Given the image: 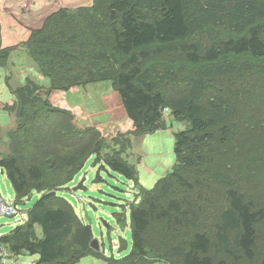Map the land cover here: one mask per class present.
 Here are the masks:
<instances>
[{
	"label": "trees",
	"instance_id": "obj_1",
	"mask_svg": "<svg viewBox=\"0 0 264 264\" xmlns=\"http://www.w3.org/2000/svg\"><path fill=\"white\" fill-rule=\"evenodd\" d=\"M25 46L51 87L27 81L13 91L18 127L0 170L18 206L41 197L0 247L38 256L36 264H257L264 212L241 193L238 175L243 128L255 130L244 118H255L256 98L246 103L243 88L264 68V0H93L50 16ZM11 51L0 49V69ZM101 83H111L129 121L111 143L167 130V112L185 126L172 136L171 171L130 208L131 249L119 260L92 249V227L60 195L93 157L95 184L109 169L139 188L136 166L117 152L103 156L108 140L79 129L60 105Z\"/></svg>",
	"mask_w": 264,
	"mask_h": 264
},
{
	"label": "rangeland",
	"instance_id": "obj_2",
	"mask_svg": "<svg viewBox=\"0 0 264 264\" xmlns=\"http://www.w3.org/2000/svg\"><path fill=\"white\" fill-rule=\"evenodd\" d=\"M62 1L65 2L63 5L68 7L79 5L88 7V4L83 2L84 0H82V3L78 2V5H73L76 4L74 3L75 0ZM7 75V70H0V88L3 89L0 90V125L1 123L4 124L3 128H1L2 132H0V141L1 138L3 139V142H0V159L9 154V135L14 133L18 127L15 97L13 91L11 89L9 91L5 86ZM248 83L250 87L248 89L243 88V91H247L246 103H249L253 97L256 98L254 103L256 105V112L253 120L249 121L247 116L244 119H246L247 124L251 123L255 130L254 133L251 132L249 130L252 129L250 125L248 128H243V155L240 156V159H242L239 164L240 172L238 176L240 179H237L240 183V191L245 198L254 203L257 209L264 212V68L262 66L259 67L258 73L249 79ZM91 87V91H114L111 83H101L92 85ZM117 110L115 109L114 112H117ZM163 121L167 127V131L147 137L143 142L139 138H134L124 148L123 146L119 147L111 143L117 138L118 134H121L118 133L120 132L119 129L110 130V132L97 129L100 131L102 137L108 140L106 143L108 149H105L102 155L105 156L112 152H117L124 161L132 166H136L141 185H139V188H135L132 182L127 181L118 174L112 173L109 169L102 171L100 174L101 180L99 181L101 183L95 184L94 181L99 167H95V157H93L86 163L80 175L81 182L84 181V188L87 192H78L76 197H73L74 193L70 189L66 191L68 193H64L65 198L74 205L77 212L84 217V220L87 223L89 220L92 222L91 227L94 240L99 243L100 253L106 259L115 258L119 260L129 254L132 244L130 208L136 204H131L133 198L135 200L139 199L138 194H140L141 188L151 191L157 182L165 177L175 165V143L172 134L184 130L185 126L175 123L169 112L165 114ZM5 125L8 126L4 128ZM4 142L6 143L4 144ZM127 145L129 146L127 147ZM129 194L130 197H128ZM0 195L7 200L8 195H10V200L15 197L6 174L2 175L1 170ZM39 198V195L34 193L30 199L25 201V207L22 205L19 207V210L23 212L28 211ZM118 214L122 215L125 222H119L117 225L115 215ZM19 218L9 219L0 216V231L6 234L11 232L22 223L17 221ZM121 224L124 225V231L120 229ZM121 239L126 242V251L122 253H120V248L123 250L125 244L121 243ZM256 253L257 264H260L264 259V221L257 228ZM79 264L107 263L95 258H88L82 260Z\"/></svg>",
	"mask_w": 264,
	"mask_h": 264
},
{
	"label": "crops",
	"instance_id": "obj_3",
	"mask_svg": "<svg viewBox=\"0 0 264 264\" xmlns=\"http://www.w3.org/2000/svg\"><path fill=\"white\" fill-rule=\"evenodd\" d=\"M78 2L82 3V0H75L74 3L76 4L73 5H78ZM83 2L88 4V6L93 4V0H84ZM64 3L65 2H61V0H0V49H12L6 62V67L0 69L8 71L5 86L9 91L10 89L11 91H15L24 86L27 81H32L45 90L50 89V80L42 75L34 60L29 56L25 44L28 42L33 32L41 30L47 19L53 14L62 9L75 10L80 7H86L83 5L68 7L63 5ZM91 86L74 89L59 98L62 103H60V105L73 114L74 124L81 130L96 128L110 132V130L119 129L120 132L118 133H127L129 121L120 96L115 91H91ZM0 90L3 89L0 88ZM56 96L57 95H53L51 99L55 101ZM115 109H118L117 112H114ZM3 125L4 124L1 123L0 132H2L1 128H3ZM7 126L8 125H5L4 128ZM165 131L161 130L154 135ZM145 138L141 139V142H143ZM2 140L1 138V143L3 142ZM5 143L6 142H4V144ZM80 175L69 187L70 191H73L81 182ZM64 193L68 192L64 190L60 195L65 198ZM76 194L77 193H74L73 197H76ZM39 197H41V195H39ZM65 199L68 201L67 198ZM69 203L72 205L71 202ZM72 206L79 218L84 220V217L77 212L74 205ZM23 207H25V205ZM28 211H20V218L17 221L22 223L18 226L26 223ZM119 215L120 214L115 215L117 225V216ZM2 233L3 232L0 231V238L11 232L8 234ZM11 261V264H36L39 261V257L24 255L18 258L13 257Z\"/></svg>",
	"mask_w": 264,
	"mask_h": 264
},
{
	"label": "built area",
	"instance_id": "obj_4",
	"mask_svg": "<svg viewBox=\"0 0 264 264\" xmlns=\"http://www.w3.org/2000/svg\"><path fill=\"white\" fill-rule=\"evenodd\" d=\"M128 197H130V194L128 195ZM7 198L8 200L4 199L0 195V216L9 219H16L20 217V210H19V206L16 204L15 197L14 199L10 200V195H8ZM138 198H139V194H138ZM134 200L135 199L133 198L131 204L133 203L138 204L140 198L136 199L135 201ZM12 258L13 256L10 254V252H8L7 249L0 247V264H11Z\"/></svg>",
	"mask_w": 264,
	"mask_h": 264
},
{
	"label": "water",
	"instance_id": "obj_5",
	"mask_svg": "<svg viewBox=\"0 0 264 264\" xmlns=\"http://www.w3.org/2000/svg\"><path fill=\"white\" fill-rule=\"evenodd\" d=\"M1 174L4 175V172L2 171ZM81 191L82 192H87V190L84 188V181L79 183V185L76 186V188H74V190H73L74 193H78V192H81ZM86 217L88 218V216H86ZM91 225H92V222L89 220L88 226H91ZM120 229H121V231H124V225L123 224H121ZM92 249H94L95 251H100L99 243L97 241H95V240L92 243Z\"/></svg>",
	"mask_w": 264,
	"mask_h": 264
}]
</instances>
